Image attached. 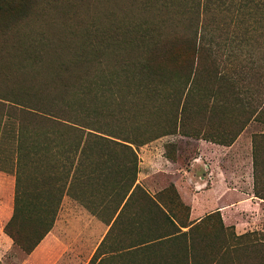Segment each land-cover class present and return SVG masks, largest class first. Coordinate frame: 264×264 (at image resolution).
I'll use <instances>...</instances> for the list:
<instances>
[{"label": "rangeland", "instance_id": "rangeland-1", "mask_svg": "<svg viewBox=\"0 0 264 264\" xmlns=\"http://www.w3.org/2000/svg\"><path fill=\"white\" fill-rule=\"evenodd\" d=\"M239 2L0 0V102H3L0 103V156L16 158L21 121L19 109L4 100L20 102L38 110L47 108L46 103L50 98L60 94L61 80L75 82L79 76L83 86L81 91L93 99L96 107L105 108L103 115L97 118L105 122L108 128H117L121 125L118 113L116 117L113 115V112H118L117 100L122 97L124 102H130L129 106L131 102L141 103L138 99L134 102L137 97L132 94L139 82L138 67L146 52L155 45H161L169 56L178 55L180 60L187 40L196 34V28L200 32L202 24L206 27L204 37L210 40L212 54L200 52L191 101L198 109L183 130L192 139L218 138L220 128L226 130L228 127L231 130L233 126V122H229L224 115L239 114L243 112L244 105L248 106L250 102L258 112L257 121L252 122V127L248 129L251 134L250 148H244L240 143L239 149L234 151L235 155H230V151L222 156L223 162L220 163L223 169L237 171L245 182L249 158H252V137L264 133V8L251 16V8L246 11L237 9ZM203 4L207 5V9ZM157 70L164 75H176L181 71L172 63H164ZM218 75L223 79H219ZM112 78H116L121 87L129 86L132 94L108 91L115 87L105 86V89L95 85L96 81V84H102ZM77 92L78 88L74 94ZM174 92L157 94L155 107H147L142 115L132 108L130 119L122 125L132 127L136 122L143 126L153 121L146 129H159L163 124L162 116L170 114L171 110L165 109V97H172ZM75 97L71 96L70 99ZM24 121L29 131L37 130L34 136L25 138L26 148L36 144L35 148L40 146L39 153L44 156L41 162L35 160L28 163L25 170L28 186H33L41 171L48 182L52 166L50 161L56 165V181L65 185L63 194L66 192L69 196L73 189L77 192L78 187L87 182L91 191L105 186L106 190L111 188V192H114L123 184L124 173L127 177L128 172L120 163L129 154L116 153L111 143L92 140L88 147L96 152L95 155L90 157L82 170L74 173L78 157L69 151L75 144V134L71 130H55L58 154L51 157L54 148L48 147L45 134L54 129L44 124H31L28 118ZM178 134L165 135L169 142L163 144L166 152L174 155L179 150L180 155L188 157L196 151V145L178 139ZM139 147L135 149L138 151ZM70 162L73 165L71 178L66 179ZM87 174L89 180L82 183L81 177ZM68 182L71 184L66 188ZM133 202L132 199L129 207L134 205ZM175 213L178 215L180 212L177 209ZM217 237L216 222H209L205 238L208 251L202 257H197L198 264H217L218 259L220 264L264 262V247L259 245L257 239L247 237L242 239L243 247L239 251L236 249L219 254L215 247L222 238ZM24 254L16 247L2 258L1 264H17Z\"/></svg>", "mask_w": 264, "mask_h": 264}, {"label": "crops", "instance_id": "crops-1", "mask_svg": "<svg viewBox=\"0 0 264 264\" xmlns=\"http://www.w3.org/2000/svg\"><path fill=\"white\" fill-rule=\"evenodd\" d=\"M241 111L224 115L233 122L231 130H218V138L228 139L251 116L230 145L178 134L196 145L184 157L179 150L167 154L168 136H162L138 151L132 147L136 159L123 158L128 173L118 191L105 186L91 191L87 182L71 196L65 192L53 227L17 264H198L197 257L208 251L205 238L213 221L222 238L217 253L239 251L247 237L264 247V200L253 194L252 158L245 182L237 171L220 166L222 156L232 155L240 143L250 148L248 129L258 112L250 102ZM15 175L16 158L0 156V264L16 248L3 231L13 213ZM88 180L89 174L80 181Z\"/></svg>", "mask_w": 264, "mask_h": 264}, {"label": "trees", "instance_id": "trees-1", "mask_svg": "<svg viewBox=\"0 0 264 264\" xmlns=\"http://www.w3.org/2000/svg\"><path fill=\"white\" fill-rule=\"evenodd\" d=\"M203 6L207 9L206 4H203ZM248 8H251L249 10L251 11L250 15L254 16V14L256 15L257 12L262 11L264 8V0H240L237 9H244L246 11ZM258 19L261 20V18ZM197 29L196 34L187 40L185 52L180 60H178V55L172 54V56H169L161 45H155L146 52L145 58L140 62L138 67L139 82L133 94L129 86L123 85L121 87V83L117 82L116 78H112L111 81L110 79L106 80L102 84H96V81L95 85L97 87H115V89L108 91L128 92L137 97L134 99V102L137 99L138 101L141 100L140 104L131 102V106H129L130 102H124L122 97L117 100L118 112H113L114 117L118 113L121 120V125L117 128H108L105 122H100L101 120L97 118L98 115H103L105 108L104 106L96 107V104L92 102L93 99L90 96L87 97V94L81 91L83 86H81V78L79 76H77L78 78L75 82L61 80L60 94L50 98L49 102L46 103L48 105L47 108H40L38 110L37 108L26 107L20 102L13 103L4 100V102H8L13 107L19 109L21 113L16 146V182L13 213L3 228L4 233L16 247L21 249L25 254H29L49 233L53 227L58 206L65 190V185H60L56 181V165L52 161H50L52 166L48 182H46L44 173L41 171L35 179L33 186L27 185L28 181L25 170L28 163H33L35 160L41 162L44 156L39 153L40 146L35 148L36 144L26 148L25 138L28 135L34 136L37 130L29 131L27 123L24 120L28 118L31 124H44L54 129L45 134L48 147L50 149L51 147L54 148V151L50 154L51 157L58 154L56 152L58 144L56 142L57 136L55 135V130H71L75 134V144L71 146L69 151V153L72 151L73 156L78 157L77 168L73 170L74 173L76 170H82V167H85L89 163L90 157L95 155L96 152L88 147L89 142L92 140L111 143L116 153L118 152L119 154L120 151L125 152L126 155L129 154L136 159V154L132 147L137 148L162 136L176 132L180 135L190 136L185 134L183 129L198 109L191 101L195 92L193 84L200 59V52L201 54L202 51L207 52L209 55L212 54L209 46L210 40L204 37L206 27L201 24L199 28L200 32ZM164 63H172L180 68L181 71L176 75H164L160 70H157ZM154 67L157 68L154 69ZM218 78L223 79L221 75H218ZM77 88L78 92L74 94ZM172 91H175L174 95L172 97H165L164 104L165 109H171L170 114L162 116L163 124L160 125L159 129H146L153 124V121H148L143 126L138 125L136 122L132 127L127 124L122 125L130 119L132 108H136L139 114L142 115L147 107H155L154 103L157 94ZM71 96L76 97L70 99ZM250 118L251 116L241 124L238 132L230 138H218L215 141L224 145H230L238 133L247 125ZM39 143L38 145H40ZM263 144L264 133L256 134L252 137L253 194L261 200H264ZM122 162L120 166L123 165ZM94 165H97V163ZM72 166V162H70L66 179L71 178ZM70 184L68 182L66 188H69ZM132 184L133 182L128 186L127 191Z\"/></svg>", "mask_w": 264, "mask_h": 264}]
</instances>
